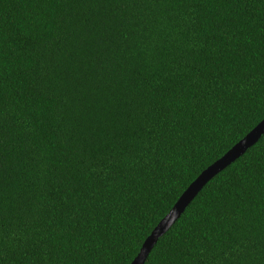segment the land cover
Segmentation results:
<instances>
[{"label":"trees","instance_id":"1","mask_svg":"<svg viewBox=\"0 0 264 264\" xmlns=\"http://www.w3.org/2000/svg\"><path fill=\"white\" fill-rule=\"evenodd\" d=\"M264 117V0H0V264H129ZM143 264H264V133Z\"/></svg>","mask_w":264,"mask_h":264},{"label":"water","instance_id":"2","mask_svg":"<svg viewBox=\"0 0 264 264\" xmlns=\"http://www.w3.org/2000/svg\"><path fill=\"white\" fill-rule=\"evenodd\" d=\"M263 133L264 117L222 156L202 170L180 194L169 211L153 227L129 264H143L157 239L179 218L186 206L191 202L202 186L217 172L239 157L249 146L254 144Z\"/></svg>","mask_w":264,"mask_h":264}]
</instances>
